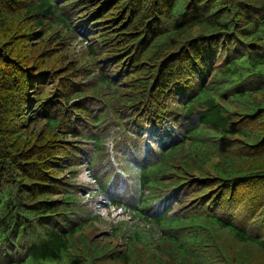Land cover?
<instances>
[{"label":"trees","instance_id":"trees-1","mask_svg":"<svg viewBox=\"0 0 264 264\" xmlns=\"http://www.w3.org/2000/svg\"><path fill=\"white\" fill-rule=\"evenodd\" d=\"M0 264H264V0H0Z\"/></svg>","mask_w":264,"mask_h":264},{"label":"rangeland","instance_id":"rangeland-1","mask_svg":"<svg viewBox=\"0 0 264 264\" xmlns=\"http://www.w3.org/2000/svg\"><path fill=\"white\" fill-rule=\"evenodd\" d=\"M99 229L98 225H93L86 229V235L90 238L94 237L96 234V231Z\"/></svg>","mask_w":264,"mask_h":264}]
</instances>
